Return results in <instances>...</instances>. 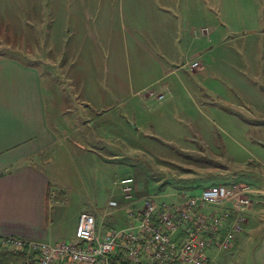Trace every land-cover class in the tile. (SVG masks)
<instances>
[{
    "label": "rangeland",
    "instance_id": "rangeland-1",
    "mask_svg": "<svg viewBox=\"0 0 264 264\" xmlns=\"http://www.w3.org/2000/svg\"><path fill=\"white\" fill-rule=\"evenodd\" d=\"M258 1L0 0V52L34 58L50 71L46 87H52L54 104L67 107L63 114L69 120L82 126L85 121L78 116L80 91L103 104L104 113L94 116L91 128L110 134L114 141L106 146L116 154L112 162L91 165L74 158L61 142L47 149L44 166L62 171L68 196L63 204L53 203L47 238H33L74 240L78 210L118 198L116 181L126 174L137 191L161 193L166 200L176 189L197 193L213 183L243 182L258 192L242 230L230 248L210 249L207 264H264V8ZM204 25L213 30L209 75L195 74L182 63L193 57L190 42L168 40L179 30L209 31ZM143 31L149 41L140 38ZM163 35L166 42L158 43ZM158 44L174 57L185 48L190 57L164 63ZM82 126L77 130L69 123L62 140L67 150L77 147L76 134L91 132ZM81 141L89 153H106L102 144ZM103 208L115 210L112 221L105 216L103 228L108 220L126 225L124 209Z\"/></svg>",
    "mask_w": 264,
    "mask_h": 264
},
{
    "label": "crops",
    "instance_id": "crops-1",
    "mask_svg": "<svg viewBox=\"0 0 264 264\" xmlns=\"http://www.w3.org/2000/svg\"><path fill=\"white\" fill-rule=\"evenodd\" d=\"M200 2L199 7L202 11L205 6L204 2ZM258 2L260 5L257 7L259 9L260 7L261 9L264 8L263 1L259 0ZM205 26L209 28V31L202 29L203 31L192 30L189 32L187 29L181 33L179 30L176 35H169L168 40L175 38L177 42H180L181 39L182 42H190L191 48L194 50L192 52L193 57L183 60L182 63L195 74L206 71L209 75L208 70L212 69V65L209 62L210 57L208 58L207 55L214 48L213 37L211 38L213 30L211 31L208 25H204V28ZM242 31H245V28L244 30L242 28ZM249 33H243L242 36L246 37ZM262 36L264 38V35ZM140 38H146L145 41H149V33L143 31ZM161 39L158 43L166 40L165 35ZM215 39L218 41L220 34L215 35ZM145 41L144 43H146ZM159 47L164 63L173 64L184 57L185 59L190 57L185 48L181 52L182 56L179 54L178 57H174L171 52H168L169 49L164 48L162 44ZM195 60L199 61V65L189 68L188 64ZM166 70H169V66H166ZM210 72L215 78L219 76V73L213 70ZM46 76H51L50 71L44 72L34 58L30 60V57L25 58L13 53L0 52V172H2L0 174V236L14 234L47 238V232L52 222L51 209L53 203L63 204L68 196L64 188V184H67L68 180L60 174L62 171L56 168L48 169L47 166H44L48 163L47 149L53 147L55 143L61 142V147H64L73 157L75 156L74 158L79 157L77 159L85 164L90 162L92 165L93 160L100 161L101 159L104 162H112L116 157V154L107 147L114 141L110 138V134L107 131H101L102 134H100V129L91 128L94 125V116L104 113L103 104L85 97L80 91L83 100L77 110H79L78 116H81V119L85 121L82 122L83 126L76 118H73V122L72 119L69 120L65 117L66 114H63L67 107L62 108L58 103H53L50 96L52 87H46ZM126 121L131 127L133 120L128 118ZM69 123L77 130L81 126L85 130L90 127L89 132H91L85 137L76 134L74 140L77 147H70L67 150L68 145L62 140H64V135L70 133ZM135 124V127L137 125L140 127V124ZM101 129L106 130V127ZM100 135L105 137L103 141L99 138ZM82 139L91 141V143L102 144L106 153L101 154L94 150L89 153L81 143ZM119 141L123 142V140ZM93 188L100 190L99 186ZM50 189L52 192L49 196ZM56 192L57 194L63 192L66 199L57 201L54 198ZM118 196L116 199H121L120 192ZM110 199L106 203L103 202L105 200L96 202L93 209L85 210L93 211L97 219L100 217L101 223L104 222L105 216L112 221L110 214L115 210L105 213L106 210L103 208L111 207L108 205ZM82 210L83 208H80L76 213L75 226ZM110 220H108L110 223L106 224L105 228L113 226Z\"/></svg>",
    "mask_w": 264,
    "mask_h": 264
},
{
    "label": "built area",
    "instance_id": "built-area-1",
    "mask_svg": "<svg viewBox=\"0 0 264 264\" xmlns=\"http://www.w3.org/2000/svg\"><path fill=\"white\" fill-rule=\"evenodd\" d=\"M116 183L121 199L111 198L108 205L125 210L126 225L103 228L93 211L82 210L74 240L5 235L2 246L23 253L17 264H207L210 249L232 246L258 192L247 183L219 182L197 193L176 189L166 200L161 193L137 191L132 176Z\"/></svg>",
    "mask_w": 264,
    "mask_h": 264
},
{
    "label": "trees",
    "instance_id": "trees-1",
    "mask_svg": "<svg viewBox=\"0 0 264 264\" xmlns=\"http://www.w3.org/2000/svg\"><path fill=\"white\" fill-rule=\"evenodd\" d=\"M2 174V172H0ZM51 189L49 190V196L51 194ZM57 201H63L66 199V195L63 192L55 194L54 197ZM2 236H0L1 239ZM23 253L20 250L11 249L3 247L0 241V264H17L18 260L22 257ZM118 255L117 257H119ZM116 257V258H117Z\"/></svg>",
    "mask_w": 264,
    "mask_h": 264
}]
</instances>
